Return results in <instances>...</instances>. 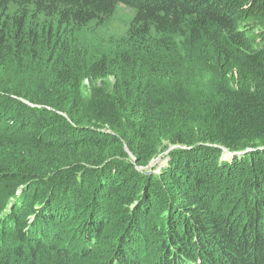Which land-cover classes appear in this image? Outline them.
<instances>
[{
    "label": "trees",
    "instance_id": "16d2710c",
    "mask_svg": "<svg viewBox=\"0 0 264 264\" xmlns=\"http://www.w3.org/2000/svg\"><path fill=\"white\" fill-rule=\"evenodd\" d=\"M0 264H264V0H0Z\"/></svg>",
    "mask_w": 264,
    "mask_h": 264
},
{
    "label": "rangeland",
    "instance_id": "374dc122",
    "mask_svg": "<svg viewBox=\"0 0 264 264\" xmlns=\"http://www.w3.org/2000/svg\"><path fill=\"white\" fill-rule=\"evenodd\" d=\"M133 17V10L121 6L117 9L113 18L107 23L101 26L92 23L87 28L80 31L76 36L74 45L80 46L82 52L89 59H98L102 55L114 57L116 53L121 52L119 50H124L123 47L127 42V32ZM85 86H87V84H85ZM37 91L38 96L43 98L42 92L40 90ZM12 112L15 113L14 111ZM230 157L231 156L228 158L226 157V159ZM63 234L65 235L66 233L63 232ZM67 236L68 234H66L64 238H67Z\"/></svg>",
    "mask_w": 264,
    "mask_h": 264
},
{
    "label": "water",
    "instance_id": "95a60500",
    "mask_svg": "<svg viewBox=\"0 0 264 264\" xmlns=\"http://www.w3.org/2000/svg\"><path fill=\"white\" fill-rule=\"evenodd\" d=\"M126 150H127V152H129L127 148H126ZM225 151H226L225 158H226V157L228 158L229 156H232V154L229 153L227 150H225ZM154 162H155V161H154ZM152 164H153V162H152Z\"/></svg>",
    "mask_w": 264,
    "mask_h": 264
}]
</instances>
